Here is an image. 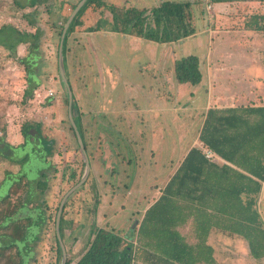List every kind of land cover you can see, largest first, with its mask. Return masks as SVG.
Masks as SVG:
<instances>
[{
  "label": "rangeland",
  "instance_id": "1",
  "mask_svg": "<svg viewBox=\"0 0 264 264\" xmlns=\"http://www.w3.org/2000/svg\"><path fill=\"white\" fill-rule=\"evenodd\" d=\"M80 1L0 0V27L12 25L33 34L36 45L18 44L23 48L14 57L0 47V97L7 109V122H0V129L5 136L9 127L21 139L22 128L36 130L34 138L40 142L36 144H42L48 163L41 179L47 185L45 193L34 187L39 228L29 246L33 256L26 264H61L62 247L74 264L93 228L121 231L123 236L132 228L130 240L137 247L136 231L143 213L160 197L188 150L201 149L198 136L207 109L264 105V32L245 29L254 11L264 12L258 9L264 0L234 2L226 12L223 8L208 11L203 0H97L106 7L89 4L67 35L63 68L73 95L69 108L59 75L58 46L64 21ZM163 1L191 4L195 34L169 43L149 41L124 30L121 20L114 24L109 10L144 11L141 31L154 33L151 10ZM32 48L38 55L34 70L42 96L37 103H22L26 73L19 59L33 53ZM187 55L199 59L202 80L197 86L179 85L174 78V62ZM237 58L241 72H228ZM78 114L80 123L75 122L83 134L90 172L62 208L61 247L55 229L58 208L84 172L83 168L80 177L85 159L69 120ZM38 151L35 141L15 151L19 160L28 156L20 166L31 185L38 180V170L45 168ZM20 166L5 161L0 168V184L7 177L0 186V199L13 181L9 175H16ZM23 193L20 188L18 195ZM256 209L264 225V182ZM26 214L21 209L16 218ZM176 230L188 244L197 242L190 219ZM206 244L213 250L211 264H264V258L253 259L246 242L237 237L214 230Z\"/></svg>",
  "mask_w": 264,
  "mask_h": 264
},
{
  "label": "trees",
  "instance_id": "2",
  "mask_svg": "<svg viewBox=\"0 0 264 264\" xmlns=\"http://www.w3.org/2000/svg\"><path fill=\"white\" fill-rule=\"evenodd\" d=\"M239 1L242 0H213V3ZM91 3L99 8L106 7L97 0H86L76 13L63 39V65L67 35L79 24V17ZM190 6L188 2L163 1L153 8L151 12L157 29L154 33L141 31V25L146 19L144 11L131 8L120 12L114 7H109V10L114 24L121 20L124 30L129 29L134 35L149 41L169 43L195 34L196 29L190 20ZM258 9L264 10V6L261 5ZM254 12L245 29L264 32V12ZM62 29L63 26L60 35ZM34 42L33 34L21 32L12 25L0 27V47L9 51L12 57L18 44H30L35 48ZM33 48L32 52L35 50ZM37 59L38 55L34 52L19 59L26 73L22 103L31 99L34 90L39 86L40 80L34 70ZM173 73L179 85L197 86L202 80L196 55H187L176 60ZM76 120L79 121V114L73 121L86 152L83 134ZM36 132L30 126L22 128L23 143L16 147L3 142L6 146L5 158L13 160L16 158V150L23 151L27 142L33 144L35 141L39 150L38 157L45 164V168L38 170V180L32 185L21 171L19 177L11 175L13 181H9L11 186L7 195L0 199V264H26L33 256L29 246L39 228L36 222L40 209L34 205L32 197L34 187L40 189V193H45L47 185L41 179L48 167L42 144H36L40 143L34 138ZM198 140L204 148L225 163L219 164L206 159L199 148L189 149L160 197L143 213L136 231L139 242L136 243L137 247L130 240L132 228L124 236L121 231L93 228L85 251L74 264H211L213 250L206 243L214 230L245 241L253 259L264 258V225L256 209V197L264 182V105L208 109L204 114ZM27 160L28 156L25 155L17 162L23 165ZM84 166L85 160L80 177ZM74 176L72 173L71 178ZM20 188H23V197L18 195ZM13 196H16L14 202ZM21 209H26L29 214L16 218ZM34 210L38 213L34 214ZM63 217L62 211L59 220L61 240ZM189 219L196 232L197 242L193 245L188 244L184 236L176 230ZM66 264H70L67 255Z\"/></svg>",
  "mask_w": 264,
  "mask_h": 264
},
{
  "label": "crops",
  "instance_id": "3",
  "mask_svg": "<svg viewBox=\"0 0 264 264\" xmlns=\"http://www.w3.org/2000/svg\"><path fill=\"white\" fill-rule=\"evenodd\" d=\"M234 2H232V3H227V2H223V3H215L214 4V9L216 10H218V11H220L221 10V8H223L224 9V11L226 12L227 11V9H229L230 7H232L231 5L233 4ZM230 10V9H229ZM214 34H215V32H214ZM22 48L23 47H20V48H18L17 46L15 47V55L17 54V56H18V54L20 53V50H22ZM8 53L9 54H11L9 51H8ZM12 55V54H11ZM12 57V56H11ZM240 60V59H239ZM234 61V60H233ZM237 61H238V58H237ZM239 62L240 61H238V62H234V63H232L230 66H229V70H228V72H230V73H233V74H236L237 72H241V67H240V65H239ZM241 63V62H240ZM230 68H233L232 70H230ZM244 68H246V67H244ZM262 69L263 68H259V72H261L262 71ZM247 70L248 69H245V71H244V73L245 74H247ZM213 73H215V72H213ZM40 85H41V81H40V83H39V86L34 90V92H33V97L31 98V99H29L30 101V103H37L38 102V98H40L41 96H42V90H41V88H40ZM25 89H26V87H25ZM24 89V90H25ZM24 90H23V94H24ZM23 94H22V98H23ZM215 99V98H214ZM28 101V100H27ZM244 107V106H243ZM226 108H235V106H222V105H217V106H215V107H209L208 109H226ZM4 109H5V111H4ZM207 109V110H208ZM6 111H7V109H6V102L5 101H3L2 100V98L0 97V122H7V121H5V119H6V116L4 115L5 113H6ZM135 112V111H134ZM137 113V112H136ZM79 123H80V120H79ZM3 133V134H2ZM0 141H2L1 142V144H0V168L5 164V161H8L9 163H11V164H14V163H16V164H18L19 166H20V164L17 162V161H19V159H17V158H13V160H9V159H7V158H5V153H6V146L3 144V142L4 143H6V144H9L10 146H12V147H16V146H18V145H21L22 143H23V139H21V137H19V135H17L15 132H13L12 130H11V128H9V127H7L6 128V134H5V136H4V132L2 131V130H0ZM185 157V156H184ZM218 157V156H217ZM219 158V157H218ZM220 159V161H222V163H225L221 158H219ZM219 161V162H220ZM219 162H216V163H219ZM21 171V166H20V169H19V171H18V173L15 175V176H18V174H19V172ZM11 176V175H10ZM6 179H7V177H4V179H3V182L0 184V186L6 181Z\"/></svg>",
  "mask_w": 264,
  "mask_h": 264
},
{
  "label": "water",
  "instance_id": "4",
  "mask_svg": "<svg viewBox=\"0 0 264 264\" xmlns=\"http://www.w3.org/2000/svg\"><path fill=\"white\" fill-rule=\"evenodd\" d=\"M85 1L86 0H81L78 3V5H76V7L74 8L73 12L70 14L68 19L66 20L65 25H64V27L62 29V33H61V37H60V41H59V46H58V69H59V75H60L61 81H62V83H63V85H64V87L66 89V92H67V100H68L69 108L71 107V104H72V101H73V95H72V92H71V87H70L69 83L67 82V78L65 77V72H64V68H63V57H62L63 39L65 37V34L67 32V29H68L70 23L72 22L73 18L75 17V15L79 11V9L85 3ZM69 120H70V124L72 126V129H73V131H74V133L76 135V139H77V142H78V147H79L81 153L84 156L85 166H84V172H83L82 178L80 179L79 183L75 187H73L70 191H68L66 193V195L63 197V199H62V201H61V203L59 205V208H58V212H57V216H56V220H55V229H56V238H57V241H58L59 245H61V247H62V242H61V238H60V235H59V220H60V215H61V211H62L63 205H64L65 201L67 200V197L72 193V191H74L78 186L80 187L84 183V181L86 180V178L88 177L89 172H90V165H89L88 157H87V154H86V152L84 150L81 138H80L79 133L77 131V128H76V126L74 124L73 118L71 116H69ZM61 264H66V253H65V250H64L63 247H62Z\"/></svg>",
  "mask_w": 264,
  "mask_h": 264
},
{
  "label": "built area",
  "instance_id": "5",
  "mask_svg": "<svg viewBox=\"0 0 264 264\" xmlns=\"http://www.w3.org/2000/svg\"><path fill=\"white\" fill-rule=\"evenodd\" d=\"M205 8L209 11L210 9L214 8L213 0H203ZM49 95L51 96V92H49ZM201 150L203 152V155L206 159L214 162H219L220 159L212 152H210L208 149L201 147Z\"/></svg>",
  "mask_w": 264,
  "mask_h": 264
}]
</instances>
